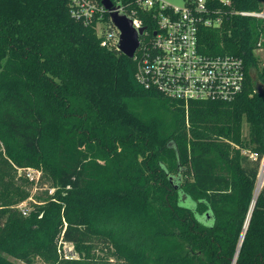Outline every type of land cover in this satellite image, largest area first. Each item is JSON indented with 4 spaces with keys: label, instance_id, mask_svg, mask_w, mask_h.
Listing matches in <instances>:
<instances>
[{
    "label": "trees",
    "instance_id": "16d2710c",
    "mask_svg": "<svg viewBox=\"0 0 264 264\" xmlns=\"http://www.w3.org/2000/svg\"><path fill=\"white\" fill-rule=\"evenodd\" d=\"M112 1L155 26L140 0ZM262 3L210 2L222 21L199 27L200 50L243 58L246 82L186 107L140 85L70 0H0V264H264V186L245 232L264 158V19L239 14ZM25 168L54 189L27 214Z\"/></svg>",
    "mask_w": 264,
    "mask_h": 264
},
{
    "label": "built area",
    "instance_id": "2783aa9c",
    "mask_svg": "<svg viewBox=\"0 0 264 264\" xmlns=\"http://www.w3.org/2000/svg\"><path fill=\"white\" fill-rule=\"evenodd\" d=\"M211 1L186 0L177 6L165 0H140V7L152 12L155 22V26L149 31L146 29L140 37L133 57L137 63L136 79L145 89L156 90L183 102L186 107L194 100L230 101L243 92L246 82L243 58L229 54L208 55L200 50L199 27L218 26L222 21L219 10L210 5ZM70 5L76 19L85 25L95 24L103 47L118 49L120 31L113 25L110 11L102 0H70ZM113 6L115 11L127 14L136 29L144 27L135 11L125 12L119 2ZM239 14L264 19V0L260 11H240ZM26 169L31 168L19 169V173ZM25 202L18 204L23 214L28 213Z\"/></svg>",
    "mask_w": 264,
    "mask_h": 264
},
{
    "label": "water",
    "instance_id": "95a60500",
    "mask_svg": "<svg viewBox=\"0 0 264 264\" xmlns=\"http://www.w3.org/2000/svg\"><path fill=\"white\" fill-rule=\"evenodd\" d=\"M105 8L110 11V17L113 25L120 31V39L118 42V50L129 58H133L136 50L140 45V37L145 33L146 27L136 29L132 19L125 13L115 11L112 0H102ZM262 90H260L261 92ZM257 189V187H256ZM252 213V212H251ZM251 214L247 221L246 229L250 220ZM245 229V232H246ZM238 258V255H237ZM237 260L235 261V264Z\"/></svg>",
    "mask_w": 264,
    "mask_h": 264
},
{
    "label": "rangeland",
    "instance_id": "374dc122",
    "mask_svg": "<svg viewBox=\"0 0 264 264\" xmlns=\"http://www.w3.org/2000/svg\"><path fill=\"white\" fill-rule=\"evenodd\" d=\"M166 1L173 4V5H177V6H181L184 4V0H166ZM222 1H229V0H222ZM257 52H259L260 55H262L264 57V50L263 49H258ZM244 132H245V134L247 132L246 126L244 127ZM1 151H2V147L0 145V153H1ZM22 173L24 174V176H26L29 179V181L32 182V189L30 190L31 191L30 197L28 198V200L24 204V207H26L27 210L30 211L33 204H40L41 203V201H40L41 199L38 198L39 195L46 192L48 189H49V194H51L54 191V189L49 187V183L43 184V180H40L38 178L39 172L37 170L26 169V170H22ZM259 178H260V174L258 176V181H259ZM258 181H257V184H258ZM63 253L65 255H75L73 244L72 243H64ZM12 260L17 264H25L24 262L19 261L17 259H12ZM34 264H44V263L41 260H37Z\"/></svg>",
    "mask_w": 264,
    "mask_h": 264
},
{
    "label": "bare ground",
    "instance_id": "6f19581e",
    "mask_svg": "<svg viewBox=\"0 0 264 264\" xmlns=\"http://www.w3.org/2000/svg\"><path fill=\"white\" fill-rule=\"evenodd\" d=\"M263 183H264V160H263V163H262L260 178H259V181H258V184H257V189H256V193H255V200H254V202L252 204V207H251V211L249 213V216H250V214H251V212H252V210L254 208V205H255V202H256V197H257L259 191L261 190V187H262ZM249 216H248V219H249ZM248 219H247V221H248ZM237 255H238V253H237ZM237 255H236L235 259H234L233 264H235V261L237 260Z\"/></svg>",
    "mask_w": 264,
    "mask_h": 264
},
{
    "label": "crops",
    "instance_id": "0c3cea01",
    "mask_svg": "<svg viewBox=\"0 0 264 264\" xmlns=\"http://www.w3.org/2000/svg\"><path fill=\"white\" fill-rule=\"evenodd\" d=\"M166 1V0H165ZM186 2V0H184V3Z\"/></svg>",
    "mask_w": 264,
    "mask_h": 264
}]
</instances>
